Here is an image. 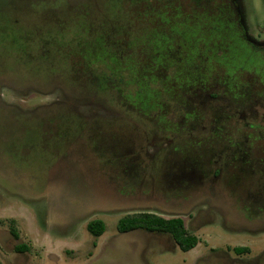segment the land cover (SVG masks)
<instances>
[{"label": "rangeland", "instance_id": "374dc122", "mask_svg": "<svg viewBox=\"0 0 264 264\" xmlns=\"http://www.w3.org/2000/svg\"><path fill=\"white\" fill-rule=\"evenodd\" d=\"M245 1L264 18L263 0ZM106 8L104 0H0V107L17 137L0 140V264H264L263 55L227 27L223 64L210 71L196 54L198 66L183 71L191 90L182 100L197 108L178 124L151 122L82 84L72 74L81 55L51 43L82 33L74 13L97 23L117 14ZM148 36L142 45L152 54ZM241 66L234 78L223 71ZM216 91L221 98L207 103ZM142 212L181 217L199 244L183 252L166 233L117 231L122 217ZM96 219L106 226L99 238L87 230Z\"/></svg>", "mask_w": 264, "mask_h": 264}, {"label": "trees", "instance_id": "16d2710c", "mask_svg": "<svg viewBox=\"0 0 264 264\" xmlns=\"http://www.w3.org/2000/svg\"><path fill=\"white\" fill-rule=\"evenodd\" d=\"M193 1L104 0L109 13L117 11L115 17H104L96 23V18L88 20L81 11L79 15L74 13V18L82 15L79 26L82 33L72 43L55 41L56 39L51 43L62 45L69 53L81 55L78 63L80 71L73 70L72 74L82 84L90 85L107 98H114L116 105L127 112H135L142 119L178 124L185 121L190 106L196 107L195 103L186 104L182 100V95H187L191 90L187 83L190 78L188 72L183 71L198 66L199 60L196 61L194 56L198 54L204 58L202 63L212 65L209 70L216 71L213 68L214 64H218L215 63L217 59H221L223 64L222 40L227 27L229 31L232 30L229 33L230 39L234 31L240 44H245L235 21L232 25L231 19L234 16L231 10L224 14L223 4L217 0H195L201 6L191 9L188 4L192 5ZM226 18L227 26L224 23ZM148 34L149 44L156 51L152 54L146 53L142 45L144 35ZM228 43L229 39L227 45ZM170 60L176 62V69L171 66ZM65 61L70 64V58L65 56ZM147 61L149 62L146 63ZM155 68H168L167 76L155 77L151 72ZM238 68L247 67H226L227 70L223 71L233 77ZM139 69L144 70L145 74L136 75ZM231 77L223 81L234 78ZM174 81L178 84V92H173L167 86ZM130 82L136 84L135 90L129 88ZM220 94L216 91L211 94V98L215 99ZM224 95L226 94L223 93ZM163 105L168 106L163 109ZM163 125L166 126L167 123ZM87 230L95 238H99L105 233L106 226L102 220L96 219L87 224ZM136 230L169 234L183 252H189L199 244L198 237L189 233L181 217L165 218L142 212L128 214L117 223L119 233ZM18 249L22 251L26 246ZM242 250L236 248L235 252L240 253Z\"/></svg>", "mask_w": 264, "mask_h": 264}, {"label": "flooded vegetation", "instance_id": "af4514ba", "mask_svg": "<svg viewBox=\"0 0 264 264\" xmlns=\"http://www.w3.org/2000/svg\"><path fill=\"white\" fill-rule=\"evenodd\" d=\"M263 4H264V0H263ZM223 10H224V14H227L228 10L232 11L233 16H234V19L233 18L231 19L232 25H234V21H235V24L238 27V31L240 29V31L242 33L241 38L243 39L244 43L246 45L250 46V48L255 53L263 55V58H264V18H263V16L260 15L259 13H257L255 11V9H251V7L249 6V3L245 0H223ZM246 11L248 12V15H247ZM225 17H226V15H225ZM248 21H249V23H247ZM224 23L227 26V24H228L227 18L225 19ZM246 23H247V25H246ZM247 27L249 28V30ZM250 27H251V30H250ZM250 32H252V33L250 34ZM4 38H6V35L0 30V39L4 40ZM16 40H20V39L16 37ZM263 70H264V67H263ZM218 79L220 81L219 84H222L223 83V77L218 78ZM212 93H215V92H211L209 94L207 93V96H206L207 98L205 99V101L207 103L216 102L222 96V93H221L220 95H218L217 98L212 99L211 98ZM257 100L259 101V99L254 98L255 102H257ZM11 112H13V111H11ZM240 114L242 116L245 115L244 111H242V113H240ZM5 117H7L8 120L10 119L8 113L3 112L1 107H0V140H2L3 142H7L9 139L10 140L17 139V137L15 136V132H14V125L12 123H10L8 120L6 121L4 119ZM213 129H214V126L212 127L211 131ZM229 144L230 145L238 144L237 139H232L231 141H229L225 145L226 148ZM6 147H7V144H6V146H4V149L8 150L9 148H6ZM2 149H3V147H2ZM241 151L244 153L241 154L240 157L244 161V156H246V154L248 152H245L242 149H241ZM226 157H227V155H226ZM257 180H258V184L261 185L262 187H264V182L259 181L258 178H257ZM158 203H160V202H158ZM169 218H171V217H169Z\"/></svg>", "mask_w": 264, "mask_h": 264}]
</instances>
